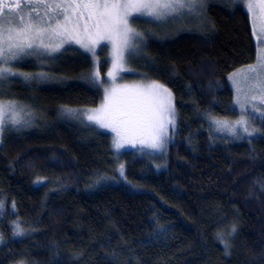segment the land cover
I'll use <instances>...</instances> for the list:
<instances>
[{
	"label": "trees",
	"instance_id": "16d2710c",
	"mask_svg": "<svg viewBox=\"0 0 264 264\" xmlns=\"http://www.w3.org/2000/svg\"><path fill=\"white\" fill-rule=\"evenodd\" d=\"M203 11L198 28L184 26L197 31L134 19L144 36L130 68L174 98L160 168L70 114L102 103V54L68 44L12 61L25 75L8 76L1 97L35 114L0 140V264H264V120L252 139L220 143L207 120L236 116L228 78L256 61L257 40L241 5Z\"/></svg>",
	"mask_w": 264,
	"mask_h": 264
},
{
	"label": "snow or ice",
	"instance_id": "6c2138e0",
	"mask_svg": "<svg viewBox=\"0 0 264 264\" xmlns=\"http://www.w3.org/2000/svg\"><path fill=\"white\" fill-rule=\"evenodd\" d=\"M203 4L204 0H0V81L8 76L25 75L13 71L9 66L12 61L51 56L72 43L95 56L96 47L106 42L111 45L113 70L108 75L113 86L105 89L100 108L84 111L82 115L90 123L114 132L117 149L126 143L133 146L139 143L142 147L163 150L168 126L175 127L171 92L156 82L118 86L115 73L126 70V58L131 59L143 43L144 34L133 27V17L151 18L147 22H172L177 17L186 18L185 10L188 16L198 15ZM246 7L252 14L253 34L264 45V0H246ZM238 75L243 77V89ZM230 79L237 85L238 94L246 89V97L255 101L259 96V104L264 105V46L260 47L255 65L234 73ZM241 107L243 111L245 105ZM257 111L264 120V109L253 104V114ZM9 116L14 125L24 123L14 102L0 101V129ZM215 123L237 137V128L248 136L256 131L250 130L244 115L233 124L219 120ZM119 171L124 174L123 165ZM13 231L15 236L24 235L19 224L14 225ZM235 231L233 226L232 232ZM3 242L0 233V243ZM224 243L227 249L229 245Z\"/></svg>",
	"mask_w": 264,
	"mask_h": 264
},
{
	"label": "rangeland",
	"instance_id": "374dc122",
	"mask_svg": "<svg viewBox=\"0 0 264 264\" xmlns=\"http://www.w3.org/2000/svg\"><path fill=\"white\" fill-rule=\"evenodd\" d=\"M211 1L212 0H204L203 7H202V9H200L198 15L188 16L187 15V11L185 10L186 18L181 19V18L177 17L175 20H172V22H168V20L156 21V22L163 30L172 28V30L181 29L178 32H180L182 30H185V31H192V30L194 31V30H196L197 31L198 29H196V28H193V29L185 28L184 29V26H185V24H188V25H193L194 24V26L195 27L197 26V28H198L200 26L201 21H202L201 18H202L203 14H204L203 8L206 7L207 3L211 2ZM219 1L220 2H225V3L233 5V6L237 5V4L241 5L247 11V13H248V15L250 17V20H251V24H252V14L250 12H248V10H247L246 0H219ZM133 19H142V20L150 19L151 20V18H148V17H133ZM169 20H171V18H169ZM133 27H135V24H133ZM252 27H253V24H252ZM136 30L138 31V29H136ZM256 40H257L258 53H259L260 47H262L264 45H262L261 42L258 41L257 37H256ZM72 44L79 47V45H77L75 43H72ZM65 45H68V44H65ZM104 47H106V51L105 52L103 51ZM138 51H139V49H138ZM138 51H137V53H138ZM95 53H96L95 57H98L99 54H102L100 59L97 58L98 62H100L101 60H105L107 62V69H106L105 75H102L100 73L101 76H99V75L98 76L97 75L94 76V81L99 84V86L101 87V89H102V91L104 93V96H105V89L111 88L113 86L112 78L109 77V75H108V73L113 70L112 69L111 45L107 44L106 42L105 43H101V44H99L96 47ZM137 53L134 54V55L136 56ZM134 55L132 57H134ZM35 60H38V59H35ZM129 62H130V59L126 58V63H125L126 70L125 71H118V72L115 73V75H116L115 84L116 85H118V86H125L126 85V86L131 87L133 85H146L148 83L156 82L158 84L163 85L164 87H166L170 91V89L167 86H165L163 83L158 82V81L149 80L142 73L134 72L133 69L130 68ZM256 62H257V59L251 65H255ZM11 63L12 62H10V65H11ZM96 65H98L97 62H96ZM248 66H245L243 68L235 70L228 78L229 84H230L231 89L233 91V108L236 110L235 111L236 112V116L233 117V118H229V117H215V116L210 115L207 118V120H208V128H209V132H210L211 138H213L216 141H218V143L224 142V141L225 142H239L240 139H241L240 141H242V140L243 141L244 140L247 141V140L252 139V138H251V136H248L246 133H244L241 128H237V132L239 133L238 137L237 136H232V135L229 134L227 129L221 128L218 124L215 123V121L219 120V121L227 122L228 124H233L236 121H238L241 118L242 115H244L245 118H247L249 120L250 130L251 129H256V128H254L253 124L255 123V121H258L260 119L259 118L260 117V112L257 111V112H255L253 114L252 105L256 104L260 109H264V105H260L259 104V96H257V99L255 101H252L250 98L246 97V95H245L246 89L242 90L238 94L237 93V85L235 83H233L232 79H230V77H232L234 73L239 74L240 70H242V69L246 70ZM19 73L25 74L22 71L19 72ZM127 74H133V75H135V77L127 78L126 77ZM45 78H47V75L43 74V75H41L40 80H43ZM237 79L240 80L241 87L243 89V77L238 75ZM3 81L4 80L0 81V101H5L1 97L2 96V88L4 86ZM249 96H250V94H249ZM237 99H239L240 103H237ZM103 101H104V98H103ZM103 101H102V103H103ZM5 102H7V101H5ZM102 103H100L99 106H97L95 108H85V109H80V110L79 109L78 110H74L70 114L72 116H75L76 118H78L80 122H84L86 125H89L91 127H95L97 130H100V131H103V132L109 134L111 136L112 141H113L114 150L117 153H121V152H124V151H131V152H134L136 155L148 157L153 162V164L156 165L159 168L161 166H163L164 164H163L162 159H164V157L168 153V149H169V146H170L171 140H172V132H173L175 127L173 128L171 125L168 126L167 134L165 136V145H164V149L163 150H159L158 151V150H154L152 148L142 147L139 143H136L135 146H133L132 144L126 143V144H124L123 147H121L120 149H117L115 147L116 134L114 132H112V131H110L109 129H106V128H100L98 125L90 123L82 115V113L84 111H87V110H90V109H98V108H100ZM172 103H173L174 110H175L173 94H172ZM14 104L16 106V110L18 112H20L22 120H24L23 116L26 113L29 114V115L30 114H35L33 108L29 107L28 105L26 106L24 103H20V102L15 103L14 102ZM241 105H245V108H244L243 111H242ZM78 113H80V114H78ZM30 117H32V116H30ZM67 118H69V117H67ZM62 119H64V118L62 117ZM9 121H10V116L5 118L4 126H5L6 129L13 128V126L15 128L19 126V125H14V124L10 123ZM28 122H29V120H28ZM20 125H22V124H20ZM4 126H3V128H4ZM175 126H176V111H175ZM3 128L0 129V140H1V137L3 135ZM256 133H257V129L254 132V134L252 135V137H254L256 135ZM221 139H222V141H221ZM159 162H162V163L159 164Z\"/></svg>",
	"mask_w": 264,
	"mask_h": 264
},
{
	"label": "bare ground",
	"instance_id": "6f19581e",
	"mask_svg": "<svg viewBox=\"0 0 264 264\" xmlns=\"http://www.w3.org/2000/svg\"><path fill=\"white\" fill-rule=\"evenodd\" d=\"M231 81H232V80H231ZM217 126H218V125H217ZM246 137H247V136H246ZM251 138H252V136H251ZM222 139H223V138H222ZM222 139H221V141H222ZM240 140H241V139H240ZM240 140H239V141H240ZM171 141H172V140H171ZM242 141H243V140H242ZM244 141H245V140H244ZM224 142H225V141H224ZM110 241H111V239H110Z\"/></svg>",
	"mask_w": 264,
	"mask_h": 264
}]
</instances>
